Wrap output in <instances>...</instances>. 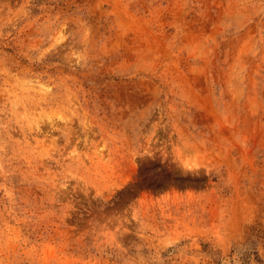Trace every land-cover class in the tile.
Returning <instances> with one entry per match:
<instances>
[{"label":"rangeland","instance_id":"1","mask_svg":"<svg viewBox=\"0 0 264 264\" xmlns=\"http://www.w3.org/2000/svg\"><path fill=\"white\" fill-rule=\"evenodd\" d=\"M0 264H264V0H0Z\"/></svg>","mask_w":264,"mask_h":264}]
</instances>
